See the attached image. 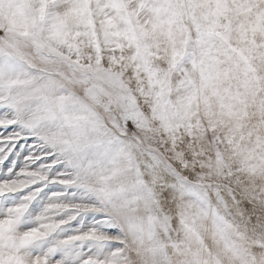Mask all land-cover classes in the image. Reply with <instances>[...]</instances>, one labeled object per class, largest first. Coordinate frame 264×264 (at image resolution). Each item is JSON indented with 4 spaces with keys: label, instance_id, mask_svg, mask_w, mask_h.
<instances>
[{
    "label": "snow or ice",
    "instance_id": "snow-or-ice-1",
    "mask_svg": "<svg viewBox=\"0 0 264 264\" xmlns=\"http://www.w3.org/2000/svg\"><path fill=\"white\" fill-rule=\"evenodd\" d=\"M0 264H264V0H0Z\"/></svg>",
    "mask_w": 264,
    "mask_h": 264
}]
</instances>
